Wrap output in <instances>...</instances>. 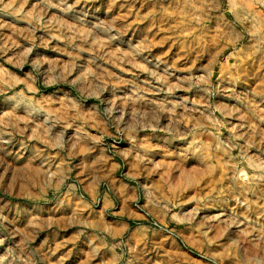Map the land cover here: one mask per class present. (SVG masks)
I'll use <instances>...</instances> for the list:
<instances>
[{"label": "rangeland", "instance_id": "374dc122", "mask_svg": "<svg viewBox=\"0 0 264 264\" xmlns=\"http://www.w3.org/2000/svg\"><path fill=\"white\" fill-rule=\"evenodd\" d=\"M0 264H264V0H0Z\"/></svg>", "mask_w": 264, "mask_h": 264}]
</instances>
